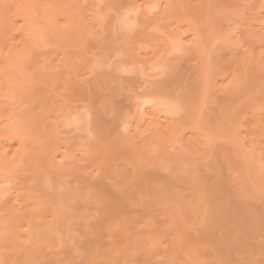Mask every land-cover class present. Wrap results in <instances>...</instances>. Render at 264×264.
Masks as SVG:
<instances>
[{"label":"rangeland","instance_id":"obj_1","mask_svg":"<svg viewBox=\"0 0 264 264\" xmlns=\"http://www.w3.org/2000/svg\"><path fill=\"white\" fill-rule=\"evenodd\" d=\"M36 1L21 0L20 3V0H0V146L3 147L0 149V160L3 161H0V191L5 198H11L9 206L14 202L12 208L21 207H16L18 210L27 206L31 210L39 202L44 204L47 199L48 202L46 206L43 205L46 208L43 213H40L43 206L35 207L18 218L9 217L5 211L7 209L0 208L2 264H22L20 259L24 261L23 264H235L236 261L238 264H264V214L256 217L264 213V186H260L264 185V0H212L217 2L218 7L220 5L216 17L221 19L216 20L219 31L216 30L213 39L207 40L206 44L190 42L194 29L201 24L195 18L199 11L194 12L193 0ZM179 2L183 7L187 4V9ZM25 21L29 32L26 31ZM170 30L176 35L179 33V37L183 34V41L179 42L180 46L177 42L172 50L170 48L163 53L160 38ZM27 33H32V43L30 37L27 41ZM25 39L29 49L23 53V46H28V43L24 44ZM30 44L33 45L30 47ZM170 66L174 72L170 71ZM164 69L173 73L168 81L164 76L165 72H169H163ZM249 69L252 71L250 75L247 72ZM161 78L165 80L162 84L165 87L161 88V92H155L151 83ZM247 80L253 84H248ZM75 81L79 86H74L77 84ZM223 86L235 87L236 94H239L226 112L229 116H224L223 122L215 120L223 124L230 119V122L223 124H227L224 129L214 126L215 117L226 115L215 106L216 101L220 103L224 99L223 91H220ZM5 128L9 131L15 129L22 140L19 138V141L15 135L16 140L10 141L13 137L9 136L13 135ZM230 134L238 137L235 138L238 147H234V142L231 144L236 148V164H248L251 169L244 165L248 171L245 173L244 169L245 174H240V167L239 171L232 169L234 172H229L223 166L221 174L224 176L218 179L221 185H218V180H212V175V179H209V175L207 177L210 182H205L204 178L209 174L207 165L211 161L212 144ZM4 136L10 138V142ZM21 141L25 148H32L31 143L37 145L38 158L42 155L47 158L42 156L39 162L35 159L37 165L32 159L33 164L28 160V168L21 159L19 163L24 166L20 165L13 153L18 151ZM41 145L45 152L39 150ZM203 145L205 148L211 147L207 148L210 154L205 152L207 149ZM216 150L217 154L221 153L218 152L220 149ZM4 160H9V164ZM239 160H243V163ZM16 162L17 165H14ZM235 175L246 178V183L240 182L241 179L239 181ZM157 178H160L159 182ZM252 179H255L254 183ZM236 180L241 186L233 188ZM251 185L256 188H251ZM154 188H158V192ZM202 192L218 195L215 200H220L219 203L225 199V203L208 207L202 201L206 205L203 207L201 200L206 194ZM202 194L204 196L201 198L199 195ZM211 197L207 195L206 198H210L211 202ZM175 201L179 202V208L184 206L181 208L184 211L176 209L178 203ZM53 206L60 210L63 208L61 212L71 215L58 223L54 222L51 228L46 224L50 235L42 236L44 239L40 240L43 243H38L36 224L40 225V218L50 220L49 208L53 209ZM118 206H121L120 210ZM220 206L223 210L216 208ZM202 207L206 208V213ZM171 208L176 209L177 216ZM231 208H235V211H231ZM216 209L220 218L215 219L219 222L214 219L215 225L208 226L210 215H216ZM35 210L34 214L31 213ZM249 210H255V214L258 211L262 213L253 216L255 214ZM112 211L114 213L108 215ZM121 211L125 213L127 222H124L129 230L124 227V222L121 224L118 220L122 216ZM237 212L239 215L243 212L240 216L244 218L246 213L249 214L248 218L241 217L242 222L245 221L243 228ZM223 214L232 224L223 223V226L231 225L232 229H237L239 225L242 230H249V234L250 231L251 234L254 232L251 236L247 231L244 233L238 229L242 232L237 233L240 235L237 238L242 241L247 234L250 236L251 242H248L255 247L252 248L254 252L251 247L250 250L243 248L250 253L242 250L241 242L234 236L236 233L230 230L231 226L223 230L225 226L218 224L225 218ZM117 215H120L119 218ZM123 219H120L121 222ZM146 219L149 224L145 222ZM169 219L176 223H169ZM246 219H252L253 224H250V220L246 223ZM44 220H40L41 224H44ZM234 222L237 225H233ZM58 224L61 226L58 227ZM249 224L251 229L246 226ZM17 226L16 231L14 227ZM208 227V231H205ZM50 229L52 232H49ZM228 230L233 231L234 237ZM218 231L220 236L217 235ZM123 235L129 236V245ZM173 235L181 238L178 240L175 237V240ZM242 235L246 236L242 239ZM25 237L34 241L28 238L27 243ZM235 238L237 241H234ZM35 240L40 247L42 245L41 248L34 245ZM182 240L184 243L180 248ZM254 240L256 242L253 243ZM48 242L56 244L55 248ZM238 243V246L235 245ZM49 244L52 249L51 246L47 247ZM57 244L62 246V250ZM244 244L247 245L243 242L242 246L246 247ZM258 246L259 250L263 249L256 251ZM43 247L48 253L54 252L51 258L45 256L46 259L41 261L45 258L41 251ZM24 250L28 252L24 254ZM55 253L57 257L53 255ZM12 259L14 263H11Z\"/></svg>","mask_w":264,"mask_h":264},{"label":"bare ground","instance_id":"obj_2","mask_svg":"<svg viewBox=\"0 0 264 264\" xmlns=\"http://www.w3.org/2000/svg\"><path fill=\"white\" fill-rule=\"evenodd\" d=\"M38 1H39V0H38ZM38 1H36V2H38ZM173 1H174V0H173ZM208 1H209V2H208ZM214 1H215V0H214ZM214 1H212V0H193V2H192L193 5H192V6H194V7H195V10H196V11H194V12L197 13V11H199L198 14H197L198 17H195V18H196V20H197V18H198V19H199L198 22L201 23V24H200L196 29H194V28L192 27L195 31L193 32V33H194V34H193V37L190 38V39H191L190 42L195 43V44H197V43H198V44H199V43L203 44V43H205V42L211 41V40L213 39L212 36H214V34H216V32H217L216 30L219 31V29H217V28H218L217 25H218L219 22H218V23L216 22V20H218L219 18L216 17V13H217V15H218L217 9H218V11H220V10H219L220 5H219V7H218L217 2H218L219 0H218V1L216 0L217 2H214ZM221 1H222V0H220L219 2H221ZM26 2H27V1H26ZM29 2H30V1H29ZM180 2H183V1H180ZM180 2H179V3H180ZM206 2H207V3H206ZM224 2H225V0H224ZM20 3H21V0H20ZM31 3H32V2H31ZM179 3H178V4H179ZM183 3H184V2H183ZM188 3H190V2H188ZM26 4H27V3H26ZM184 4H185V3H184ZM20 5H21V4H20ZM32 5H33V4H31V6H32ZM175 5H176V3H175ZM181 5H182V7H183V4L180 3V6H181ZM189 5H190V4H189ZM222 5H223V4H222ZM27 6L29 7V5H27ZM173 6H174V5H173ZM173 6H171V7H173ZM187 6H188V5L186 4V5H185L186 9H187ZM190 6H191V5H190ZM176 7H177V5H176ZM176 7H175V8H176ZM185 7H183V8H185ZM194 7H193V8H194ZM190 8H191V7H190ZM28 9H30V8H28ZM191 9H192V8H191ZM25 10H26V9H25ZM27 11H28V10H27ZM193 14H194V13H193ZM206 15H209V17L206 18ZM219 15H221V14H219ZM210 17L212 18L211 21L209 20ZM218 17H219V16H218ZM223 18H224V17H222V19H223ZM3 19H5V18H3ZM220 19H221V18H220ZM220 19H219L218 21H220ZM74 21H75V20H74ZM25 22H26V21H25ZM76 22H77V21H76ZM215 23H216V25H215ZM249 23H250V22H249ZM251 23H252V22H251ZM22 24H23V22H22ZM22 24H20V25H22ZM25 24H26V25H25ZM25 24H24V25H25L26 28H27V26H28V25H27V22H26ZM194 24H195V23H194ZM20 25H19V26H20ZM24 25H23V27H24ZM12 26H13V25H12ZM16 26H17V25H16ZM192 26H193V25H192ZM216 26H217V27H216ZM219 26L222 27V24H221V25L219 24ZM8 27H9V26H8ZM13 28H14V27H13ZM24 28H25V27H24ZM29 28H31V27H29ZM17 29H19V28L17 27ZM34 29H35V28H33V30H34ZM30 30H31V29H30ZM33 30H31L32 33H33ZM36 30H37V32H38V28H37ZM174 30H175V29H174ZM242 30L244 31V29H242ZM245 30H246V29H245ZM250 30H251V29H250ZM252 30H253V29H252ZM9 31H10V30H9ZM26 31L29 32L28 28H27ZM168 31H169V30H168ZM243 31H242V32H243ZM21 32H22V31H21ZM32 33H31V34H28V33H27V36H26V37H28V38H26L27 41H28L29 37L31 38V39H29L30 43H32V41H34V39H32V37H33V36H32ZM166 33H167L166 35H162L163 37L161 36V38H160V39H161V44H160V46L162 47V50L164 49V50H163V53H164V51L167 52L170 48H171V50H172V49L175 47V44L177 45V42H178V46H180L179 44L181 43L180 41L182 40L181 35H183V34H181L180 37H179V33H178V35H176V32L171 31V30H170V32H166ZM185 33H186V32H185ZM188 33H189V32H188ZM190 33H191V32H190ZM21 34H22V33H21ZM37 34H38V33H37ZM28 35H29V36H28ZM34 35H35V34H34ZM184 35H185V34H184ZM23 36H24V35H23ZM36 37H37V36H36ZM189 37H191V36H189ZM24 38H25V36L23 37V39H24ZM33 38H34V37H33ZM26 39H25V41L23 40V41L25 42L24 44H27V43H28V42L26 41ZM36 39H37V38H36ZM160 39H159V40H160ZM188 39H189V38H188ZM210 39H211V40H210ZM207 40H208V41H207ZM182 41H183V40H182ZM179 42H180V43H179ZM182 43H183V42H182ZM205 44H206V43H205ZM27 45H28V46H26V47L23 46V47L25 48L24 51H23V49H22L23 53L28 52V49H29V43H28ZM32 45H33V44H32ZM32 45L30 44V47H31ZM178 46H176V47H178ZM183 46H184V45H183ZM27 47H28V48H27ZM215 47H216V46H215ZM26 48H27V49H26ZM25 50H26V51H25ZM219 50H220V49H219ZM219 50H218V51H219ZM252 50H253V49H252ZM252 50H250V51H252ZM206 51H208V50H206ZM18 52L20 53V50H19ZM18 52H17V54H18ZM166 52H165V53H166ZM214 52H215V50H214ZM214 52H212L213 55H215ZM219 52H220V51H219ZM249 53H251V52H249ZM254 53H255V52H254ZM15 54H16V53H15ZM216 54H217V53H216ZM252 54H253V53H252ZM24 55H25V54H24ZM31 55H32V54H31ZM31 55H30V56H31ZM211 55H212V54H211ZM219 55H220V54H219ZM256 55H257V54H256ZM20 56H22L21 53H20ZM20 56H18V57L20 58ZM18 57H17V58H18ZM212 57H213V56H212ZM256 57H257V56H256ZM213 58H215V57H213ZM253 59H254V58H253ZM261 59H262V58H261ZM257 60H258V58H257ZM262 60H263V59H262ZM251 61H253V60H251ZM254 61H255V60H254ZM254 61H253V62H254ZM249 62H250V61H249ZM257 62H259V60H258ZM255 63H256V62H255ZM255 65H256V64H255ZM25 66H26V65H25ZM27 66H28V65H27ZM258 66H260V65H258ZM166 67H167V66H166ZM166 67H164V68H166ZM245 67H246V66H245ZM250 67H251V66H250ZM254 67H255V66H254ZM262 67H263V66H262ZM248 68H249V67H248ZM167 69H168V67H167ZM169 69H171V70H170L171 72L174 70L173 68H171V66L169 67ZM172 69H173V70H172ZM251 69H252V68H251ZM251 69H249V71H247L249 75H250V73H252V71H253V69H252V71H250ZM245 70H246V68H245ZM164 71H168V70L164 69L163 72H164ZM170 71H168V72L171 73ZM173 72H174V71H173ZM249 72H250V73H249ZM169 73H166V72H165V75H166V76H164V78L166 77V78H165L166 81H168V80H170V79L172 78L171 76H172L173 73H171V74H169ZM167 74L170 76V78H168V75H167ZM246 74H247V73H246ZM246 74H245V75L243 74V75L246 76ZM248 74H247V75H248ZM159 75H161V74L159 73ZM251 76H252V74H251ZM3 77H4V76H3ZM247 77H248V76H247ZM249 77H250V76H249ZM162 78H163V77H162ZM162 78H161L160 80H158V82H157V81L155 82L154 80H153V82L151 81V82L153 83V84L151 83V86H154L153 88H154V91H155V92H156V91H159V90H160V92H161V88H164V87H165V86H162V84L165 82V80H162ZM167 78H168V79H167ZM245 78H246V77H245ZM250 78H251V77H250ZM77 79H78V78H77ZM156 79H157V78H156ZM253 79H255V78L253 77ZM253 79H251V80H253ZM251 80H249V81H251ZM263 80H264V79H263ZM238 81H239V79H238ZM245 81H246V79H245ZM76 82H77V84H78V81H75V83H76ZM247 82H248V80H247ZM247 82H246V83H247ZM241 83H242V82H241ZM250 83L253 84L252 81H251V82H248V84H250ZM72 84H73V83H72ZM77 84L74 85V86H79V84H78V85H77ZM231 84H233V83H231ZM263 84H264V83H263ZM242 85H243V84H242ZM246 85H247V84H246ZM70 86H71V84H70ZM161 86H162V87H161ZM229 86H230V85H229ZM229 86H226V87L228 88ZM243 86H244V85H243ZM82 87H83V86H82ZM82 87H81V88H82ZM223 87H224V86H223ZM223 87L220 89V91H223V92H221V93H223V95H224L223 98H224V99H223L222 101H219L220 103H216L217 101H216V102L214 101V102H215V106L217 107V110H220L223 114H224V113L226 114V112L229 111L228 109H230L229 107H231L232 104L235 103L233 100H234V97H236V95H237L238 93L236 94V88H235V87H229V89H227L226 87H224V88H223ZM244 87H245V86H244ZM79 88H80V87H79ZM251 88H252V87H251ZM225 89H227V90H225ZM237 89H238V88H237ZM72 90H73V89H72ZM76 90H77V88H76ZM80 91H81V90H80ZM80 91H78V92L80 93ZM216 91H217V90H216ZM224 91H226V92H224ZM74 92H75V90H74ZM244 92H245V91H244ZM261 92H262V91H261ZM240 93H241V92H240ZM76 94H77V93H76ZM160 94H161V93H160ZM217 94H218V93H217ZM217 94H216V95H217ZM77 95H78V94H77ZM238 95H239V94H238ZM257 95H258V94H257ZM252 96H253V95H252ZM255 96H256V95H255ZM215 97H216V96H215ZM238 97L241 98L240 96H238ZM214 99H215V98H214ZM217 99H219V97H218ZM235 101H236V100H235ZM237 101H238V99H237ZM233 102H234V103H233ZM256 102H257V101H256ZM248 104H249V103H248ZM254 104H255V103H254ZM248 107H249V106H248ZM237 108H238V107H237ZM239 108H240V107H239ZM232 109H233V108H232ZM227 110H228V111H227ZM234 111H235V110H234ZM219 113H220V112H219ZM222 113H220V114H222ZM234 113H235V112H234ZM190 114H192V113L190 112ZM187 115H188V114H187ZM218 116H219V115H218ZM224 116H229V115H227V114H226V115H222L221 118H220V117H215V118H214V121H215V120H221V121H222L223 118H224ZM236 117H237V116H236ZM184 118H185V117H184ZM229 118H230V117H229ZM229 118H228V119H229ZM226 119H227V118L225 117L224 121H226ZM248 119H249V118H248ZM229 120H230V119H229ZM229 120H228V121H229ZM214 121H213V122H214ZM221 121H215L216 123L218 122V125H215L216 123L214 122V126H220V127H222V128L224 129V127H226L227 124H226L225 126H224L223 124L227 123L228 121H226V122L223 123V124H221V123L223 122V121H222V122H221ZM229 122H230V121H229ZM252 122H253V121H252ZM250 123H251V122H250ZM229 124H230V123H228V127H230ZM234 126H235V125H234ZM242 126H243V125H242ZM231 127H233V126H231ZM218 128H219V127H218ZM212 129H213V128H212ZM247 129H248V128H247ZM5 130H8V129L5 128ZM12 130H13V129H12ZM235 130H236V129H235ZM235 130H234V131H235ZM3 131H4V130H3ZM228 131H229V130H228ZM249 131H250V130H249ZM8 132H9L10 135H13V136H9V137H11V138L13 137V139H11L10 141H12V140L15 141V140H16V139L14 140L15 135L18 136V133H17V134L15 133V132H16L15 129H14L13 131H11V130L9 131V130H8ZM11 132H12V133H11ZM13 132H14V133H13ZM5 133H6V131H5ZM5 133H3V134L5 135ZM234 133H235V136H236V132H234ZM7 134H8V133H7ZM19 134H20V133H19ZM23 134H24V133H23ZM261 134H262V133H261ZM218 135H219V134H218ZM223 135H224V134H223ZM223 135H222V137H223ZM227 135H228V134H227ZM227 135H225V137H226L225 139L221 140V141L218 142V143H214V144H212V145H213V148H212V149H210L211 147H206V148H205L204 145H203V147H204L205 149L209 148L210 150H212V151H211V155H210V156H211V161L209 162V164L206 163V164H208L207 166L209 167V168H208L209 170L207 169V171L209 172V174L206 175V178L203 177V178L205 179V182H208V180H207L208 175H209V179H212V177H213V179H212L213 181H214V180L217 181L219 178L222 179V176H224V175H222V174H223L222 171L224 170V168H222L223 166L226 167L225 169L228 168V169H229V172L232 171V169H233V170L235 169V170H237V171H239V170L241 169V170L239 171V172L242 171L240 174L244 173L245 170H246V171H245V173H246L249 169H251V168L248 166V164H247V166H246V164H244L245 167H246L247 169L249 168L248 170L244 167V165H240V164L237 165V164H236V160H235L234 154H235V149L238 147V145H237V144L235 145V143H237V140H236L235 138H238V137H235V136H233L232 134H230L231 136L229 135V137H228ZM6 136H7V135H6ZM21 136H22V135H21ZM238 136H239V135H238ZM263 136H264V135H263ZM4 137H5V136H4ZM261 137H262V136H261ZM5 138H6V137H5ZM19 138H21V140H22V137H19V136H18V139H19ZM23 138H24V137H23ZM227 138H228V139H227ZM6 139H7V138H6ZM6 139H4V140H6ZM9 139H10V138H9ZM9 139H7L6 141H9ZM212 139H213V138H212ZM26 140H27V139H26ZM28 140H29V139H28ZM234 140H235V141H234ZM10 141H9V142H10ZM13 141H12V142H13ZM19 141H20V139H19ZM204 141H205V140H204ZM218 141H219V140H218ZM21 142H22V141H21ZM21 142H20V143H21ZM214 142H215V141H214ZM233 142H234V143H233ZM0 143H1V142H0ZM2 143H3V142H2ZM6 143H7V142H6ZM15 143H17V142H15ZM23 143H24V142H22L21 144L18 143V144H19L18 146H20L21 148L19 147V149H18V147H17V150H18V151H15V153H13V154L15 155L14 157H16L15 161L19 159V161H18V163H19V162L21 161V159H22V161L24 160L23 162L26 164L25 167H27V166L30 164L29 161H30L31 159H32L31 161H34V160L36 159L35 161L39 162V160H40L39 158H40V157L42 158V156H44V155L39 156V158H38L37 155L40 154V153L37 154L38 151H37L36 149L38 148V146L35 145V146H36V147H35V146L31 143V145L33 146V147L31 146L32 148H25V145H24V147H23ZM208 143H210V142H208ZM232 143H233L234 147L237 146L235 149H234L233 146L231 145ZM29 144H30V143H28V145H29ZM191 144H193V143H191ZM210 144H211V143H210ZM0 145L2 146V144H0ZM3 145H4V144H3ZM11 145H12V144H10L9 146H11ZM1 146H0V149L2 150L3 147L1 148ZM14 146H15V145H14ZM26 146H27V145H26ZM29 146H30V145H29ZM205 146H206V145H205ZM4 147H5V145H4ZM27 147H28V146H27ZM41 147H42V145H41ZM35 148H36V149H35ZM216 148H217L218 150L220 149V151H218V152H221V153L217 154V150H216ZM6 149H8V148H6ZM40 149L44 150L45 148L43 149V147H42V148H39V150H40ZM4 150H5V149H4ZM15 150H16V149H15ZM48 150H49V148L46 149V151H48ZM202 150H203V149H202ZM210 150L208 151V149H207V151L205 150V152H209V154H210ZM36 151H37V152H36ZM40 151H41V150H40ZM40 151H39V152H40ZM236 151H238V150H236ZM4 152H5V151H4ZM41 152H45V150H44V151H41ZM49 152H50L51 154L53 153V152H51V151H49ZM213 152H214V153H213ZM0 153H2V151H0ZM6 153H7V152H6ZM50 153H48V155H49ZM238 153H240V152H238ZM207 154H208V153H207ZM214 154H215V155H214ZM0 155H1V154H0ZM217 155H219V156H217ZM236 155H238V154H236ZM240 155H241V154H240ZM54 156H55V155H54ZM215 156H216V157H215ZM7 157H9V156H7ZM44 157L47 158V156H44ZM55 157H56V156H55ZM212 157H213V159H212ZM17 158H18V159H17ZM51 158H52V157H51ZM9 159H10V158H9ZM6 160H7V159H6ZM10 160H11V159H10ZM13 160H14V158H13ZM28 160H29V161H28ZM248 160H250V159L248 158ZM0 161H1V160H0ZM4 161H5V160H4ZM31 161H30V162H31ZM35 161H34V162H35ZM240 161H241V162H240ZM242 161H243V160H239L240 163H243ZM1 162H3V161H1ZM6 162H8V164H9V160H8V161H5V163H6ZM12 162H14V161H12ZM34 162H31V164H33ZM53 162H54V160H53ZM20 163H21V162H20ZM20 163H19V164H20ZM244 163H246V161H245ZM1 164H2V163H1ZM1 164H0V165H1ZM35 164H36V162H35ZM35 164H34V165H35ZM252 164H253V163H252ZM6 165H7V164H6ZM14 165H17V162H16V164H14ZM20 165H23V166H24V164H20ZM20 165H18V166H20ZM34 165H33V168L35 169V166H36L37 164H36L35 166H34ZM9 166H10V165H8L7 167H9ZM41 166H42V165H41ZM236 166H237V167H236ZM241 166H242V168H241ZM3 167H4V166H3ZM14 167H15V166H13V168H14ZM20 167H21V166H20ZM20 167H19V168H20ZM38 167H39V166H38ZM38 167H37V168H38ZM238 167H240V169H239ZM9 168H10V167H9ZM11 168H12V167H11ZM15 168H16V167H15ZM15 168H14V169H15ZM27 168H28V167H27ZM27 168H26V169H27ZM39 168H40V167H39ZM148 168H149V167H148ZM148 168H147V169H148ZM200 168H201V166H200ZM236 168H237V169H236ZM7 169H8V168H7ZM7 169H6V170H7ZM242 169H243V170H242ZM244 169H245V170H244ZM8 170H9V169H8ZM32 170H33V169H32ZM204 170H205V169H203V171H204ZM15 171H16V170H15ZM198 171H201V170L198 169ZM11 172H12V171H11ZM147 172H148V171H147ZM149 172H150V171H149ZM151 172H153V171L151 170ZM232 172H234V171H232ZM8 173H9V171H8ZM13 173H15L14 170H13ZM197 173H198V172H197ZM203 173H204V172H203ZM221 173H222V174H221ZM245 173H244V174H245ZM11 174H12V173H11ZM198 174H199V173H198ZM213 174H214V176H213ZM12 175H13V174H12ZM200 175H201V174H200ZM211 175H212V177H211ZM236 175H237V174H236ZM236 175H235V176H236ZM7 176H8V175H7ZM94 176H97V175H94ZM144 176H145V175H144ZM198 176H199V175H198ZM231 176H232V175H231ZM239 176H240V175H239ZM239 176H236V178H238ZM242 176H244V175H242ZM246 176H247V175H246ZM5 177H6V176H5ZM216 177H217V178H216ZM144 178H145V177H144ZM201 178H202V177H201ZM214 178H215V179H214ZM242 178H243V177H239L238 180L240 181V179H241L240 182H243V183H244V182L246 181V178H243V180H242ZM256 178H257V177H256ZM155 179H156V178H155ZM157 179H158V182H159L160 178H157ZM232 179H234V178H232ZM244 179H245V180H244ZM250 179H251V178H250ZM197 180H198V179H197ZM223 180H224V178H223ZM223 180H221V181H223ZM238 180L234 181V185L236 184L235 186L233 185V182H232V183L230 182V184L234 186L233 188H238V187L241 186V185L238 186L239 183H240ZM247 180L249 181L248 178H247ZM252 180H253L252 182L254 183V180H255V179H252ZM198 181L203 183V181H200V180H198ZM213 181H212V182H213ZM224 181H225V180H224ZM226 181H227V180H226ZM229 181H230V180H229ZM231 181H232V180H231ZM248 181H247V183L250 182V181H249V182H248ZM256 181H258V180H256ZM147 182H148V180H147ZM147 182H146V183H147ZM209 182H210V181H209ZM209 182H208V183H209ZM212 182H211V184H212ZM217 182H218V185H221V182H220V184H219V180H218ZM245 183H246V182H245ZM245 183H244V184H245ZM260 183H261V182H259V185H260ZM144 184H145V183H144ZM144 184H143V185H144ZM161 184H162V183H160L159 185H161ZM250 184H251V182H250ZM250 184H248V185H250ZM202 185H203V184H202ZM246 185H247V184H246ZM252 185H253V184H252ZM252 185H251V186H252ZM255 185H257V182H256ZM259 185H258V186H259ZM197 186L199 187V185H197ZM200 186H201V184H200ZM203 186H204V185H203ZM227 186H228V185H227ZM237 186H238V187H237ZM260 186L263 188L264 185H260ZM0 187H1V186H0ZM3 187H4V186H3ZM6 187H7V186H6ZM206 187H207V185H206ZM206 187H205V190H206ZM221 187H222V186H221ZM245 187H246V186H245ZM126 188H127V187H126ZM147 188H148V187H147ZM200 188H201V187H200ZM209 188H210V187H209ZM242 188H243V187H242ZM246 188H248V187H246ZM251 188H256V187H253V186H252ZM5 189H6V188H5ZM10 189H11V188H10ZM154 189L158 192V190H157L158 188H157V189L154 188ZM175 190H176V189H175ZM178 190H179V189H178ZM201 190L205 191L204 189H201ZM215 190H216V189H215ZM218 190H219V188H218ZM4 192H5V191H4ZM219 192H220V190H219ZM1 193H2V191H0V208L2 207L1 209H4V210L7 209V210H5V211H7V213L9 214V217H11V218H18L20 215H22V217H23V214H27L28 212L30 213L31 210H34V209H35V207H41V206H43V205L46 206V204H47V202H48V199L45 201L44 204H42V202H41V204H40V202H39V205H37V206L33 205V206H35V207H33L34 209L31 208V210L28 208V206L25 207V208L22 209V210H18V209H21V207L19 208V207H17V206L15 205L18 209H17L16 207L12 208V207L14 206V205H13L14 202L11 204V206H9V205H10V201H11L10 199H11V198H10V197H9L10 199H9V198H5L6 196H4L3 193H2V194H1ZM202 193H203V192H202ZM5 194H7V193H5ZM159 194H160V193H159ZM174 194L177 195L178 192H177V194H176V193H174ZM203 194H204V193H203ZM203 194H202V195H199V196H201V198H202V196H204V195L206 194V192H205L204 195H203ZM215 194H216V193H215ZM221 194H222V193H221ZM221 194H220V195H221ZM7 195H8V194H7ZM207 195H208L209 197L212 196V197H211V202H210V200H209L210 198H208V199L206 198ZM231 195H232V194H231ZM172 196H173V194H172ZM213 196H216V195H213L212 193H211V194L208 193V194H206V195L203 197L204 200H201V202H202V201H203V202L205 201V204H206L208 207H210V206L214 207V206H217L216 204H219V203L222 204L221 202H224V201H225V199H224V201H221V202L218 203V201H220V200L216 201L217 198H218V197H217L218 195H217L215 198H214ZM229 196H230V195H229ZM7 197H8V196H7ZM197 197H198V196H197ZM173 199H174V198H173ZM173 199H172V201H173ZM176 199H177V198H176ZM198 199H200V197H199ZM205 199H206V200H205ZM215 199H216V200H215ZM222 199H223V198H222ZM232 199H233V198H232ZM208 200H209L210 203L208 202ZM214 200H215L217 203H216V202H213ZM175 202H176V201H175ZM203 202H202L201 205H202L203 207H205L206 205H205ZM207 202H208V203H207ZM49 203H52V201L49 202ZM49 203H48V204H49ZM169 203H170V201H169ZM172 203H174V202H172ZM176 203H178V204L176 205L177 208H176L175 205H172V206H174V208H176V209H179L180 211H184V209L181 210V208H183L184 206L181 207V208H179V207H178V205H180L179 202H176ZM213 203H215V205H214ZM224 203H225V202H224ZM224 203H223V204H224ZM227 203H228V202H227ZM33 204H34V203H33ZM203 204H204V205H203ZM210 204H211V205H210ZM232 204L234 205L233 202H232ZM232 204H231V205H232ZM263 204H264V203H263ZM12 205H13V206H12ZM17 205H18V204H17ZM115 205H116V204H115ZM45 206H43V207L40 209V213H43V209L46 211ZM47 206H48V205H47ZM49 206H50V205H49ZM164 206H165V205H164ZM167 206H168V205H167ZM167 206H166V207H167ZM235 206H236V205H235ZM111 207H114V209H115V206H112V205H111ZM118 207H119V206H118ZM118 207H117L116 209H118ZM120 207H121V206H120ZM120 207H119V210H120ZM166 207H165V208H166ZM203 207H202L203 212H205V211H206V208H203ZM220 207H222V206H220ZM220 207H216V208L219 209V210H223V207H222L221 209H220ZM232 207H233V206H232ZM237 207H238V206H237ZM48 208H49V207H48ZM52 208H53V209L49 208V209L51 210V218H50V220H48V219L44 220V219L42 218V219L44 220V224H41V223L43 222V220H42L41 218H40V220H41L42 222H40V220H39V222L36 220V221L38 222V224H40V225H37V224H36V228H37V230H38V231H36V238H38V236H39V238H38V240H39L38 243H40V242H41V244L43 243L42 241H43V239H44L43 237H45L44 235H50V234L48 233V228H47V225H48V224L51 225V224H55L56 222L58 223V221H59L60 219H65V218H67V216L71 215V214H69V213H63V212H61V211L63 210V208H61V210L58 209V208H55L54 206H53ZM109 208H110V207H109ZM227 208H228V207H227ZM227 208H226V209H227ZM261 208H263V207H261ZM14 209H16V210H14ZM171 209H172V208H171ZM176 209H175V210L172 209V211H173V210L176 211ZM204 209H205V210H204ZM208 209H209V208H207V212H209ZM217 209H216V212H215L216 215H215V214H213V216L210 215L211 220H210V223H209L208 226H210V224H213L214 222L218 221V219L220 218V217H219V216H220V215H219V211H218ZM226 209H225V210H226ZM232 209H233V208H231V211H233V210L235 211V208H234L233 210H232ZM243 209H244V208H243ZM259 209H260V208H259ZM4 210H3V211H4ZM59 210H60V211H59ZM179 210H178V212H179ZM227 210H228V209H227ZM227 210H226V211H227ZM237 210H238V209H237ZM239 210H240V209H239ZM239 210H238V211H239ZM0 211H1V210H0ZM36 211H37V210L32 211L31 213H33V212L35 213ZM45 211H44V212H45ZM115 211H116V210H115ZM217 211H218V212H217ZM229 211H230V210H229ZM240 211H241V210H240ZM249 211H250V210H249ZM260 211H261V210H260ZM60 212H61V213H60ZM64 212H66V211H64ZM105 212H106V208H105ZM169 212H171V210H170ZM210 212H211V211H210ZM247 212H248V210H247ZM253 212H254V213H253ZM256 212H257V211H256ZM3 213H4V212H3ZM3 213H1V214H2L1 216H3ZM34 213H33V214H34ZM109 213L112 214V213H114V212H113V211H112V212H108V215H109ZM119 213H121V215H122L123 217L121 216V218H119L120 215H119V216L117 215L118 218H119V219H118V218H117V219L120 221L121 224H124V223H125L124 220H126V222H127V219L124 218V214H125V213L123 212L124 214H122V211L119 212ZM173 213H174V215H176L175 213H177V211H176V212H173ZM201 213H202V211H201ZM205 213H206V212H205ZM205 213H204V214H205ZM217 213H218V216H217ZM220 213H221V212H220ZM235 213H236V212H235ZM237 213H238V215H239V212H237ZM242 213H243V212H242ZM242 213H241V214H242ZM248 213H249V212H248ZM248 213H246V217H245V218H248V217H247V216H249ZM250 213H251V214H255V210H254V211L252 210V212L250 211ZM258 213H260V212L258 211V212H257L255 215H253V216H256ZM261 213H262V211H261ZM261 213H260V214H261ZM49 214H50V213H49ZM62 214H63V216H62ZM105 214H107V213H105ZM170 214H171V213H170ZM177 214H178V213H177ZM182 214H183V212H182ZM204 214H203V215H204ZM210 214H211V213H210ZM241 214H240V215H241ZM247 214H248V215H247ZM263 214H264V213H262V215H259V214H258L256 217H258V216H259V217H262ZM46 215L48 216V214H46ZM127 215H128V214L126 213L125 216L127 217ZM163 215H164V214H163ZM171 215H173V214H171ZM207 215H209V214L207 213ZM214 215H215L216 217H214ZM223 215L225 216V214H223ZM238 215H237V217H238ZM240 215H239L240 218H238V219H240L241 221L238 220V219L235 217V216H236L235 214H234V217L238 220V223H239V221L241 222L240 225H241V227L243 228V227H245V226H243L242 223L244 224L245 221L242 222L241 217H243V216H240ZM242 215H243V214H242ZM47 216H46V217H47ZM115 216H116V215H115ZM176 216H177V215H176ZM178 216H181V215H178ZM226 216H227V215H226ZM226 216H225V218L222 217L223 219L221 218V219H222V223H218L219 225L221 224V225L223 226V223H226V224H227V223L230 221V220L228 221V219H226ZM250 216L252 217V215H250ZM30 217H31V215H30ZM70 217H71V216H70ZM128 217H129V216H128ZM145 217H146V216H145ZM147 217H148V216H147ZM150 217H151V216H150ZM205 217H206V216H205ZM217 217H218V219H215V218H217ZM227 217H228V216H227ZM256 217H255V218H256ZM1 218H2V217H1ZM3 218H4V216H3ZM44 218H45V217H44ZM123 218H124V219H123ZM177 218H178V217H177ZM206 218H207V217H206ZM206 218H205V219H206ZM210 218H208V219H210ZM235 218H234V219H235ZM245 218L243 217V219H245ZM262 218H264V216H263ZM262 218H260V219L262 220ZM120 219H123V221L121 222ZM166 219H167V218H166ZM181 219H182V218H181ZM187 219H188V218H187ZM187 219H186V220H187ZM205 219H204V221H205ZM212 219H213V220H212ZM214 219H215L216 221H215ZM225 219H226V222H224ZM229 219H230V218H229ZM253 219H254V218H253ZM256 219H258V218H256ZM8 220H9V219H8ZM8 220H7V221H8ZM147 220H148V219H146V221H145L146 223L149 222V221L147 222ZM152 220H153V219H152ZM169 220H170V219H169ZM171 220H172V219H171ZM171 220L168 221V222H169V223L171 222V224H172L173 221H171ZM188 220H189V219H188ZM232 220H233V219H232ZM237 220H234V221L237 222ZM249 220H250V219H249ZM249 220L247 221V219H246V223H248ZM251 220H252V219H251ZM251 220H250V221H251ZM1 221H3V220H1ZM9 221H10V220H9ZM9 221H8V222H9ZM29 221H30V220H29ZM36 221H35V222H36ZM130 221H131V220H130ZM181 221H182V220H181ZM183 221H185V220H183ZM190 221H191V220H190ZM196 221H197V219H196ZM208 221H209V220H208ZM252 221H253V220H252ZM252 221L250 222V224H253ZM263 221H264V219H263ZM35 222H34V223H35ZM50 222H52V223H50ZM54 222H55V223H54ZM123 222H124V223H123ZM152 222H153V221H152ZM174 222L176 223L175 220H174ZM174 222H173V223H174ZM178 222H179V221H178ZM198 222H199V221H198ZM218 222H219V221H218ZM220 222H221V221H220ZM255 222H257V221H255ZM259 222H261V221H259ZM0 223H1V222H0ZM4 223H6V222H4ZM4 223H3V224H4ZM146 223H145V224H146ZM153 223H154V222H153ZM179 223H180V222H179ZM46 224H47V225H46ZM59 224H60V223H59ZM59 224H58V227L61 226V225L59 226ZM130 224H131V223H130ZM148 224H149V223H148ZM167 224H168V223H167ZM171 224H168V225H171ZM177 224H178V223H177ZM218 224H217V225H218ZM226 224H224L225 228H223L224 226L222 227L223 230H225L227 227H230V226L232 225L231 222H229V224H231L230 226H226ZM229 224H228V225H229ZM250 224H249V225H246V226L249 227ZM5 225H6V224H5ZM5 225H4V226H5ZM49 225H48V226H49ZM125 225H126V226H124V227H125V228L127 227V229H128L129 226H127V223H125ZM128 225H129V219H128ZM184 225H185V224H184ZM213 225H215V224H213ZM217 225H216V226H217ZM219 225H218V226H219ZM221 225H220V226H221ZM233 225H237V224H235V222H234ZM255 225H256V224H255ZM4 226H3V227H4ZM34 226H35V224H34ZM44 226H45V227H44ZM149 226H151V225H149ZM152 226H153V225H152ZM152 226H151V227H152ZM171 226H174V225H171ZM178 226H179V225H178ZM256 226H257V225H256ZM258 226H259V224H258ZM258 226H257V227H258ZM19 227H20V226H19ZM32 227H33V225H32ZM43 227H44V228H43ZM49 227L51 228L52 225L49 226ZM56 227H57V226H56ZM159 227H160V226H159ZM165 227H166V226H165ZM165 227H164V228H165ZM182 227H183V225H182ZM187 227H188V226H187ZM241 227H239V225H238V226L236 227L237 229L234 228L235 230L232 229V226H231V228H230V230L232 229V230L234 231V234L236 233V235H234L236 238H237L238 236H240V235H237V233L240 234L239 232H242V231H243V232H244V231L246 232V231H247L246 228H244V229H246V230H244V229L242 230ZM251 227H252V226H250L249 229H251ZM254 227H255V226H253V228H254ZM257 227H256V228H257ZM0 228H2V227H0ZM4 228H5V227H4ZM4 228H3V229H4ZM14 228H15L14 230H16V229H18V226H17V228H16V227H14ZM29 228H31V227L29 226ZM42 228H43V230H42ZM45 228H46V229H45ZM125 228H124V230H125ZM157 228H158V227H157ZM166 228H167V227H166ZM177 228H178V227H177ZM198 228H202V227H199V226H198ZM204 228H205V227H204ZM216 228H217V227H216ZM218 228H219V227H218ZM256 228H255V229H256ZM5 229H6V228H5ZM27 229H28V228H27ZM54 229H55V226H54ZM56 229H57V228H56ZM56 229H55V230H56ZM149 229H150V228H149ZM188 229H189V228H188ZM191 229H193V228H191ZM208 229H209V227H208L207 230H205V231H208ZM227 229H228V228H227ZM227 229H226V230H227ZM238 229H241L242 231H239ZM46 230H47V231H46ZM50 230H51V231H49V232H52V229H50ZM128 230H129V229H128ZM158 230H159V229H158ZM162 230H164V229H162ZM166 230H167V229H166ZM166 230H165V231H166ZM170 230H172V229H170ZM194 230H195V229H194ZM196 230H197V228H196ZM201 230H203V228H202ZM201 230H200V232L202 233ZM220 230H221V232H222V229H220ZM236 230H237V231H236ZM16 231H17V230H16ZM16 231H15V232H16ZM178 231H179V230H178ZM183 231H184V230H183ZM183 231H181V232L183 233ZM188 231H189V230H188ZM190 231H191V230H190ZM203 231H204V230H203ZM210 231H211V227H210ZM214 231H215V229H214ZM233 231H230V232H229V230H228V232L231 233V234H230L231 236H233V235H232V232H233ZM238 231H239V232H238ZM248 231H249V230H248ZM248 231H247V233L249 234ZM8 232H10V230H9ZM8 232H7V233H8ZM46 232H47L48 234H47ZM129 232H130V231H129ZM148 232H149V231H148ZM162 232H163V231H162ZM171 232H172V231H171ZM175 232H176V231H175ZM198 232H199V231H198ZM211 232H212V231H211ZM219 232H220V231L217 232V235H218V236L221 235V233H219ZM245 232H244V233H245ZM251 232H252V231H250V234H251ZM28 233H29V232H28ZM136 233H137V232H136ZM156 233H157V232H156ZM213 233H214V232H213ZM218 233H219V234H218ZM244 233H243V234H244ZM247 233H246V234H247ZM253 233H254V232H253ZM253 233H252V234H253ZM13 234H14V233H13ZM134 234H135V233H134ZM148 234H149V233H148ZM176 234H177V235H178V234L181 235V233H176ZM207 234H208V233H207ZM209 234H210V232H209ZM227 234H228V233H226V235H227ZM248 234H247V236H248ZM250 234H249V235H250ZM252 234H251V236H252ZM14 235H15V234H14ZM23 235H24V233H23ZM37 235H38V236H37ZM128 235H129V234H128ZM177 235H175V236L173 235V236H174V239H175V237H176V239L179 240L181 237H180V238H179V237L177 238ZM205 235H206V234H205ZM222 235H223V233H222ZM224 235H225V234H224ZM228 235H229V234H228ZM42 236H43V237H42ZM123 236H125V235H123ZM129 236H131V234H130ZM129 236L126 235V236H125V239H124V240H126V238H127L126 243H128V245H129V243H130V241L127 242V241L130 239ZM234 236H233V237H234ZM244 236H246V235H244ZM244 236L242 235V239H243ZM247 236H246L245 238L248 239V240H246V241L248 242V241H250L251 239H250V236H248L249 238H248ZM9 237H10V236H9ZM17 237H18V236H17ZM22 237H23V240H22V241L24 242V236H22ZM26 237H27V236H26ZM26 237H25V241H27V243H28L29 240H30V241L33 240V239L31 240L30 237H28V238H30L29 240H28V238H27V240H26ZM48 237H49V236H48ZM155 237H158V236L156 235ZM216 237H217V236H216ZM18 238H19V237H18ZM123 238H124V237H123ZM128 238H129V239H128ZM132 238H133V237H132ZM148 238H149V237H148ZM236 238L234 239V241H237V240H238V242L240 241L242 245H243V242L247 244V242H245V238H244V241L239 240V238H237V240H236ZM240 238H241V237H240ZM251 238H252V237H251ZM19 239H20V238H19ZM40 239H41L42 241H41ZM149 239H151V237H150ZM176 239H175V240H176ZM249 239H250V240H249ZM131 240H132V239H131ZM151 240H152V239H151ZM33 241H34V240H33ZM35 241H36V242H35L34 245H35V246H39V244L37 243V240H35ZM49 241H50V240H49ZM52 242H53V241H52ZM54 242H55V241H54ZM57 242H58V241H57ZM57 242H55V243H57ZM153 242H154V241H153ZM240 242H239V243H240ZM250 242H251V241H250ZM254 242H256V241L254 240L253 243H254ZM27 243L25 242V244H27ZM48 243H50V244L52 245L51 242H48ZM59 243H60V242H59ZM173 243H174V242H173ZM183 243H184L183 240H182V243H181V244L179 243V244L181 245L180 248H182V244H183ZM234 243H235V242H234ZM239 243H238V244H235V245L238 246ZM248 243H249V242H248ZM253 243H251L252 246H253ZM25 244L23 243L22 245H25ZM36 244H37V245H36ZM41 244H40V245H41ZM50 244L47 245V247H48V246L50 247V246H51ZM60 244H61V243H60ZM175 244H176V243H175ZM203 244H204V243H203ZM241 244H240V245H241ZM261 244H262V243H261ZM31 245H32V244H31ZM55 245H56V244H55ZM55 245H52V246H54V248H55ZM173 245H174V244H173ZM242 245L240 246V247L242 248V250H243V248H246L247 250H250V247H251L250 243H249V245L247 244L248 246L244 244L246 247H243ZM257 245H258V242H257ZM259 245H260V243H259ZM29 246H30V245H29ZM29 246H28V247H29ZM52 246L50 247L51 249H52ZM57 246H58V244H57ZM59 246H60V245H59ZM59 246H58V247H59ZM157 246H158V245H157ZM157 246H156V247H157ZM183 246H184V245H183ZM263 246H264V243H263ZM263 246H262V247H263ZM21 247H22V246H21ZM32 247H33V246H32ZM41 247H42V245H41ZM41 247L39 246L38 248H41ZM44 247H45V246H44ZM44 247H43V248H44ZM58 247H57V248H58ZM61 247H62V246H61ZM61 247H59L60 250H62ZM171 247H172V246H171ZM248 247H249V248H248ZM34 248H35V247H34ZM54 248H53V249H54ZM169 248H170V247H169ZM178 248H179V247H178ZM211 248H212V247H211ZM232 248H233V247H232ZM252 248L254 249L255 247H254V246L251 247V251L254 252V251L252 250ZM32 249H33V248H32ZM51 249H49V251H51ZM262 249H263V248H262ZM262 249H261V250H262ZM36 250H38V249H36ZM40 250H41V249H39L38 251H40ZM55 250H56V249H55ZM58 250H59V249H58ZM180 250H181V249H180ZM232 250H233V249H232ZM240 250H241V249H240ZM257 250H258V251H261V250H259V246H258V248L256 249V251H257ZM263 250H264V249H263ZM25 251H26V250H24V254L28 252V250H27V252H25ZM41 251L43 252V256H44V257L47 256V258H48V256L51 258L50 255H51V253L54 252V251H53V252L51 251V253H50V252L48 253V250H47L46 248H44V250H41ZM44 251L46 252V254H45ZM243 251H244V250H243ZM256 251H255V252H256ZM31 252H32V251H31ZM42 252H41V258H42ZM59 252H60V251H59ZM212 252L214 253V250H213ZM244 252H248V251L245 250ZM33 253H34V251H33ZM47 253H48L49 255H47ZM248 253H250V251H249ZM6 254H7V253H6ZM9 254H10V253H9ZM29 254H30V253H29ZM53 255H56V253L53 254ZM53 255H52V257H53ZM14 256H15V255H14ZM14 256H13V257H14ZM26 256H27V255H26ZM34 256H36V255H34ZM58 256H59V255H58ZM15 257H16V256H15ZM56 257H57V255H56ZM22 258H23V257H22ZM6 259H7V258H6ZM8 259H10V258H8ZM13 259H14V258H13ZM13 259L11 260V261H12L11 263H14V262H13V261H14ZM18 259H19V258H18ZM18 259H17V260H18ZM45 259H46V257H45L44 259H41V261H42V260H45ZM53 259H54V257H53ZM58 259H59V258H58ZM254 259H255V258H254ZM47 260H48V259H47ZM239 260H241V259H239ZM239 260H238V261H239ZM3 261H4V260H0V264H2ZM48 261H49V260H48ZM54 261H57V260L54 259ZM7 262H8V260H7ZM16 262H17V261H16ZM20 262H22V264H23L24 261L20 259ZM20 262H19V263H20ZM60 262H61V261H60ZM60 262H59V263H60ZM236 262H237V261H236ZM236 262H235V264H238V262H237V263H236ZM241 262H242V261H241ZM241 262H240V263H241ZM256 262H258V259H256ZM3 263H4V262H3ZM5 264H6V263H5ZM24 264H27V263H24ZM28 264H29V263H28ZM253 264H254V262H253Z\"/></svg>","mask_w":264,"mask_h":264}]
</instances>
